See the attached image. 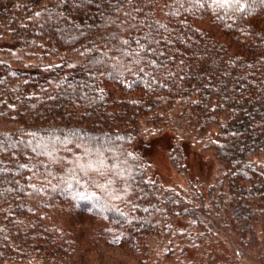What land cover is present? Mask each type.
Instances as JSON below:
<instances>
[{
	"label": "trees",
	"instance_id": "16d2710c",
	"mask_svg": "<svg viewBox=\"0 0 264 264\" xmlns=\"http://www.w3.org/2000/svg\"><path fill=\"white\" fill-rule=\"evenodd\" d=\"M0 264H264V0H0Z\"/></svg>",
	"mask_w": 264,
	"mask_h": 264
},
{
	"label": "rangeland",
	"instance_id": "374dc122",
	"mask_svg": "<svg viewBox=\"0 0 264 264\" xmlns=\"http://www.w3.org/2000/svg\"><path fill=\"white\" fill-rule=\"evenodd\" d=\"M153 154V153H152ZM152 169L156 171L159 179L163 183H170L171 181H178L180 184L183 183L184 178L175 172V170L170 165L168 158L163 151V149L158 147L157 151L152 155ZM216 167L213 166L211 170V175H214ZM193 178V176H191Z\"/></svg>",
	"mask_w": 264,
	"mask_h": 264
},
{
	"label": "snow or ice",
	"instance_id": "6c2138e0",
	"mask_svg": "<svg viewBox=\"0 0 264 264\" xmlns=\"http://www.w3.org/2000/svg\"><path fill=\"white\" fill-rule=\"evenodd\" d=\"M232 2L236 4H240L241 0H232ZM241 10L243 11V8H241Z\"/></svg>",
	"mask_w": 264,
	"mask_h": 264
}]
</instances>
